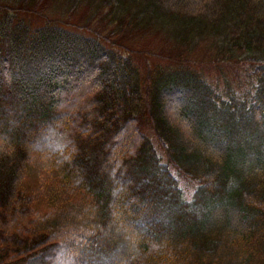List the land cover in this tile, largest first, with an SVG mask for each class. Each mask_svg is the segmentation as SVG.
I'll use <instances>...</instances> for the list:
<instances>
[{
    "label": "trees",
    "instance_id": "1",
    "mask_svg": "<svg viewBox=\"0 0 264 264\" xmlns=\"http://www.w3.org/2000/svg\"><path fill=\"white\" fill-rule=\"evenodd\" d=\"M0 264H264V0H0Z\"/></svg>",
    "mask_w": 264,
    "mask_h": 264
},
{
    "label": "rangeland",
    "instance_id": "2",
    "mask_svg": "<svg viewBox=\"0 0 264 264\" xmlns=\"http://www.w3.org/2000/svg\"><path fill=\"white\" fill-rule=\"evenodd\" d=\"M33 19V21L36 24L41 23V18H37L38 16L36 15H30ZM126 44L129 43L131 45L132 52H135L134 55L137 58V62L141 66H153L156 64H166L171 62L170 59H166L163 56L166 55H156L152 52L156 53H161L163 54H169L172 52L171 47L169 43H166L165 46H163V41L161 40V36H158L157 34H143L139 33L135 37H131V40L129 39L128 41L124 40ZM164 48V51H161L160 48ZM202 45H199L198 48H201ZM193 55V53H191ZM194 57L197 58H202L201 55H198L197 53L193 55ZM183 63L184 61H180ZM223 65V70H221L219 67ZM205 68V72L208 74V77L211 78L212 80L216 81V83L222 88L223 87V82L224 80H229L232 82L233 86H237L239 83L242 85H245V83H241V80H246L245 75H243V72H238L239 68L236 69H231L226 65V63H218L217 65L213 63H207L203 62L202 66ZM181 184H183V180L181 181ZM191 191V186L188 185V189L186 190V194L188 195Z\"/></svg>",
    "mask_w": 264,
    "mask_h": 264
}]
</instances>
